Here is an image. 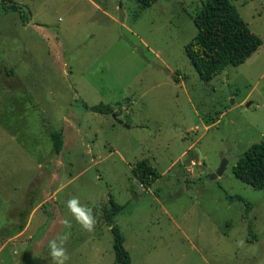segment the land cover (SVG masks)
Returning <instances> with one entry per match:
<instances>
[{
    "label": "rangeland",
    "instance_id": "374dc122",
    "mask_svg": "<svg viewBox=\"0 0 264 264\" xmlns=\"http://www.w3.org/2000/svg\"><path fill=\"white\" fill-rule=\"evenodd\" d=\"M12 1L0 0V264H50L59 218L72 223L67 264H115L110 198L125 204L113 223L131 264H264V188L232 172L264 140V0H230L262 43L208 82L184 50L205 0ZM82 102L111 103L116 118ZM142 158L160 173L149 188L131 173ZM72 197L93 208V232Z\"/></svg>",
    "mask_w": 264,
    "mask_h": 264
},
{
    "label": "trees",
    "instance_id": "16d2710c",
    "mask_svg": "<svg viewBox=\"0 0 264 264\" xmlns=\"http://www.w3.org/2000/svg\"><path fill=\"white\" fill-rule=\"evenodd\" d=\"M2 1L6 4V9L20 8L12 0ZM156 1L135 0L141 7H149ZM119 2L121 5V0ZM193 22L196 26V34L186 43L184 50L199 78L205 82L210 81L229 65L238 66L244 63L262 43L261 38L250 30L230 0L203 1L193 17ZM82 103L89 111L117 115L111 103L99 102L93 105ZM51 139L55 153H59L63 146L62 132H52ZM232 172L237 179L254 189L264 188V140L252 143L238 155L232 166ZM131 173L144 188L151 187L160 176L156 167L147 158L133 163ZM220 188L226 199L230 202L242 201L246 213L250 211L252 204L245 197L230 195L222 187ZM124 207L125 204H118L110 198L109 205L102 208L103 220L110 227L113 236L115 264H131L130 253L124 245V236L113 223L115 215ZM19 227L22 229L23 224ZM248 227L249 234L252 235L250 224Z\"/></svg>",
    "mask_w": 264,
    "mask_h": 264
},
{
    "label": "clouds",
    "instance_id": "9594fccd",
    "mask_svg": "<svg viewBox=\"0 0 264 264\" xmlns=\"http://www.w3.org/2000/svg\"><path fill=\"white\" fill-rule=\"evenodd\" d=\"M65 207L82 230L89 233L94 231L97 220L92 207L81 204L78 197L68 199ZM58 223L67 231L57 233L48 241L50 264H67L70 257L66 244L71 236L72 223L66 218H59Z\"/></svg>",
    "mask_w": 264,
    "mask_h": 264
},
{
    "label": "water",
    "instance_id": "95a60500",
    "mask_svg": "<svg viewBox=\"0 0 264 264\" xmlns=\"http://www.w3.org/2000/svg\"><path fill=\"white\" fill-rule=\"evenodd\" d=\"M248 104H249V103H247L246 105H248ZM112 116H113L114 118H116L114 114H112ZM117 122L120 123V124H123V123H122V120H120V119H117ZM123 125H124V124H123ZM124 126H125V125H124ZM228 158H229L228 155H225V156L222 158V160H221L219 166L217 167V169L215 170V172H213V173L210 175L211 178H215V177H217V176H219V175L222 174V172L224 171L225 166H226V164H227V160H228Z\"/></svg>",
    "mask_w": 264,
    "mask_h": 264
},
{
    "label": "crops",
    "instance_id": "0c3cea01",
    "mask_svg": "<svg viewBox=\"0 0 264 264\" xmlns=\"http://www.w3.org/2000/svg\"><path fill=\"white\" fill-rule=\"evenodd\" d=\"M117 215V214H116ZM21 225V223H19V225H18V231H16L17 233L15 234V235H13L12 236V238H10V239H13V238H18V237H20V235H22L26 230H27V225H28V221H26L24 224H23V228L22 229H20V226ZM7 242H5L4 244H6ZM4 244L3 245H1V247H3L4 246ZM0 247V248H1Z\"/></svg>",
    "mask_w": 264,
    "mask_h": 264
}]
</instances>
